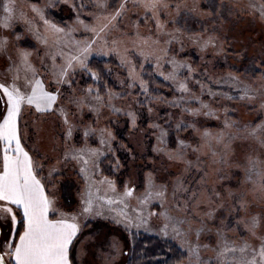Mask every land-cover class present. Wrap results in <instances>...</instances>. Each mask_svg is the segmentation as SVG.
<instances>
[{
  "label": "rangeland",
  "instance_id": "374dc122",
  "mask_svg": "<svg viewBox=\"0 0 264 264\" xmlns=\"http://www.w3.org/2000/svg\"><path fill=\"white\" fill-rule=\"evenodd\" d=\"M87 1L89 3H86ZM3 2L4 0H0V22L5 15L2 8ZM111 2L112 0H108L109 4ZM192 2L193 0H187L189 5ZM17 3L16 16L19 17V13L22 11L25 14V19H14L12 27L9 29L3 28L0 23V37L6 36L9 42L7 52H0V82L2 78L6 83L12 82V73L8 70L12 61L8 60V56L11 55L13 61L19 65L16 50L21 49L31 53L30 63L37 70L38 76L44 81L45 86L52 90L56 87L52 73L59 71L69 56L78 54L77 42L82 46L86 40L92 39V34L85 31L83 25L78 23L77 14L85 23L91 24L94 17L103 10L95 7L96 0H17ZM224 3L234 7H232L231 15L222 12L220 18L209 14L193 15L186 20L177 18L179 22L173 24L171 17L161 14V21L166 25L165 32H175L176 28H181L184 33L179 41L172 40L171 44L167 43L170 39L169 36L164 33L157 34L152 20L137 21V16L143 17L144 10L142 8L131 9L122 20L118 19L114 22L116 27L112 28L105 36L109 42L107 49L113 48L112 40L119 41L116 46L118 51H108L107 55L100 53L98 49L103 45V41L97 40L86 61L88 64L92 59H115L120 65L119 69L113 71V79L119 90L109 92L113 97L111 100L108 99L107 94L102 97L101 102H97L94 96H87L85 105L81 107L71 103L73 99L84 98L88 89H92L93 93L98 91L84 86L83 74L85 71L77 67L74 74L70 73V79L73 81L71 88L68 85L59 86L61 96L58 105L65 109L68 124L64 123L58 112L46 115L34 111L25 112L24 120L29 125L27 129L28 144L38 148L45 157L42 163H46L47 167L42 173V177L46 176L47 171L55 166L59 170L57 179L63 175L70 177L74 179L77 186L71 210H67L59 199L58 183L55 182V188L48 189L55 193L57 205L63 211L75 213L80 210L81 193L86 187L84 179L79 174L83 167L82 163L77 160H64L66 145L75 149L83 148L85 153L87 149H98L103 153L97 161L99 167L98 170H95L94 181L98 182L107 177L115 182L118 193H122L125 186L135 189L133 196L125 202L127 207L124 204L113 205L115 212L106 211L105 213L108 218L81 217L82 226L87 225L82 228V233L85 231L83 236L87 237L89 233L97 232L100 239L108 242L104 247L105 257L112 252L108 246L109 243L115 242L119 245L121 252L114 264H128L129 255L125 256L124 252L132 248V238L136 233L149 234L163 239L155 234V230L162 224V218L158 214L164 208L159 207L160 201L158 200H152L147 205H142L139 202V197L145 194L149 178L157 185L167 183L169 197L165 201L164 207L172 209L174 204L171 198L172 183L178 176H183L185 180H188L194 171V169H188L181 160L169 159V155L175 157L179 152H183L185 160L192 161L193 165L199 158L200 169L207 172L205 200L209 195L207 189H215L225 197L224 207L217 211L216 216L218 218L225 217V224L230 225L225 229L229 241H236L239 244L242 242V238H248L253 244H258V241L249 236L245 227L252 216L261 217V224L257 231L258 234H264V195L259 192L253 193L252 185L246 179L244 167L249 156L254 158L259 155L264 158V147L251 139L243 138L245 134L240 131L245 126L264 118V107H261L264 105V79L235 71L248 66L253 61L264 62V21L255 15L248 14V10H246L248 0H224ZM81 4L84 5L83 8L79 7ZM199 4L202 10H206L208 7L207 0H199ZM33 5L42 10L47 20V15L54 8L61 5L67 7L74 13V16L65 27L48 21L70 34L65 36V33H54L49 30L48 26L31 10ZM87 6L91 12L86 14L88 19H84L83 15H85ZM175 16L176 14L173 13V17ZM103 22L101 21V23ZM137 23H139L138 29L135 27ZM72 29L75 30L70 31ZM137 31L145 37L152 35L153 39L159 38L158 45H153L149 41V45L142 46L145 53H153L147 59L140 55L141 48L134 46L133 40ZM193 33L200 34L202 39H207L209 35L214 34L217 37V47L209 46L202 51L199 44L193 43L195 37L189 38ZM16 34H20V39L15 38ZM37 35L46 37L47 43L38 39ZM25 44L29 45L25 47ZM125 48L128 49V52L126 62L122 64L121 55L125 54ZM164 50L167 51L166 55ZM53 56H55V60H53ZM172 59L190 65L193 71L189 73L186 68L180 69L175 80H166L165 77L173 72L170 62ZM150 66L156 77L172 87L175 96L169 100L154 98L149 90L147 94L141 90L139 84L141 79L143 80L145 69ZM229 73L239 76L240 80L256 90L255 98L252 100L228 99V96L238 95L237 89L227 82ZM19 75L20 79L16 83L23 91L25 73L20 71ZM28 76L30 78L31 73H28ZM181 83L186 84L190 91L182 92L179 89ZM209 90L214 95L209 94ZM173 102L180 106H171ZM200 102L207 104L208 108H202ZM95 105L98 107L93 110L92 106ZM114 108L120 111L114 112ZM185 109L198 110L200 114L193 116ZM209 111L213 114L207 115L206 113ZM128 112H132L136 116L135 127L131 124V117L126 114ZM225 121H228L233 127L224 129ZM152 124H158L167 131L168 135L163 143L158 141L160 130L151 127ZM177 124H194L200 132H194L192 127L178 130ZM69 126L72 128L70 140L66 138ZM88 129L94 131L85 138L84 132ZM102 130H104L105 138H107L108 132L114 137L111 140V148L115 150L114 152L109 151L107 145H101ZM204 130H208L213 136L222 131L225 132V142L229 135L237 138L231 141L227 149L224 144H216L213 141L211 150L203 147L200 152L192 151L191 149L204 143L200 135ZM170 133L175 135L173 144L169 142ZM179 140H184L186 145H190V148H182L178 143ZM154 149L161 150L155 151ZM212 150L217 152L216 157L212 156ZM117 161L118 168L116 167ZM104 165L106 173L103 170ZM97 186L101 190L100 194L104 195L105 186L99 184ZM229 192H232L233 196H227ZM241 193H246L245 200L248 207L246 210L238 211L235 208V203ZM107 195L112 196L113 193L107 192ZM121 211L126 212L133 219L139 213H143L145 216L149 212L157 213L150 217V227L154 231L146 232L143 228L128 231L122 225L115 224L112 221V216ZM172 214L182 215L174 210ZM237 221H239L238 224ZM207 224L215 231L219 219L209 220ZM95 240L96 238L85 240L84 248H91L95 252L96 249L93 247ZM166 241L177 245V242ZM203 242L206 243L207 240L205 239ZM203 255L207 258L214 256L215 253L208 251ZM83 259L92 262V264H100L101 260L99 255L94 257L91 252ZM184 264H189L187 258Z\"/></svg>",
  "mask_w": 264,
  "mask_h": 264
},
{
  "label": "snow or ice",
  "instance_id": "6c2138e0",
  "mask_svg": "<svg viewBox=\"0 0 264 264\" xmlns=\"http://www.w3.org/2000/svg\"><path fill=\"white\" fill-rule=\"evenodd\" d=\"M207 3V9L202 10L199 0H193L191 5L187 3V0H112L111 4L108 3V0H96L95 7L103 11L94 17L93 23H85L77 14L78 23L83 25L85 31L92 34V39L86 40L82 46L77 42L78 54L69 56L59 71L52 73L56 85L52 90L45 86L44 81L39 78L37 70L30 63V52L16 50L19 65L13 61L11 55L8 56V60L12 61L8 69L12 73V82L10 84L0 82V264H92V262L83 259L89 252L94 257L100 256V264H114L121 252L119 245L115 242L109 243L108 246L112 252L105 257L104 247L108 242L100 239L97 232L89 233L87 237L82 236V228L87 225L82 226L81 217L108 218L105 213L106 211L115 212L113 205L124 204L127 207L125 202L133 196L135 189L125 186L124 191L118 193L115 182L107 177L98 182L94 181L95 170H98L99 167L97 161L103 153L98 149H87L85 153L83 148L75 149L66 145L64 160H77L82 163L83 167L79 174L84 179L86 187L81 193L80 210L75 213L63 211L57 205L55 193L48 190L56 187L55 179L58 178L59 170L53 166L47 171L46 176L42 177V173L47 167L46 163H42L45 157L38 148L28 144L27 129L29 125L24 120L25 112L34 111L41 115L58 112L64 123L68 124L65 109L58 105L61 96L59 86L68 85L71 88L73 81L70 79V73L74 74L77 67L88 72L93 80H99L98 74L92 72L86 63L88 55L93 51L97 40L103 41V45L98 49L100 53L107 55L108 51H118L116 46L119 41L112 40L113 48L107 49L109 42L105 36L112 28L116 27L114 22L118 19L122 20L131 9L142 8L144 10L143 17L137 16V21L152 20L157 34L164 33L169 36L170 39L167 43L171 44L172 40L179 41L184 33L181 28H176L175 32H165L166 25L161 21V14L171 17V22L176 24L179 20H186L193 15L209 14L216 18H220L222 12L231 15L232 7H234L225 4L224 0H207ZM79 7L83 8L84 5L81 4ZM2 8L5 15L0 23L5 29L12 27L14 19H25V14L22 11L19 13V17L16 16L17 0H4ZM31 10L39 16L49 30L54 33H65L63 28H59L45 19L42 10L34 5ZM246 10H248V14L255 15L264 21V0H248ZM173 13L176 14L175 17H173ZM101 21L104 22L101 23ZM29 23L31 22L29 21ZM135 27L138 29L139 23ZM69 34L65 33V36ZM193 37L195 38L193 39ZM15 38L20 39V34H16ZM37 38L42 39L45 44L47 43L46 37L37 35ZM189 38L193 39V43L199 44L202 51L209 46L217 47V37L214 34L209 35L207 39H202L200 34L193 33ZM149 41L153 45H158L160 42L159 38L153 39L152 35L145 37L139 31L135 33L134 46L141 48L140 55L145 59L153 55V53H145L142 48V46L149 45ZM8 43L6 36L0 37V52H7ZM164 51L166 55L167 51ZM127 52L128 49L125 48V54L121 55L122 64L126 62ZM53 60H55V56H53ZM170 62L173 72L165 77L166 80H175L180 69L186 68L189 73L193 71L190 65L179 63L175 59ZM20 71L25 73L23 91L16 83L20 79ZM235 71L264 79V62L253 61L248 66ZM28 73H31L30 78ZM129 74L131 75V72ZM227 82L238 91L237 96H228V99L252 100L255 98L256 90L240 80L239 76L229 73ZM139 87L145 94L148 93L147 85L142 79ZM201 87L203 88V85ZM179 89L182 92L190 91L184 83L179 84ZM209 94L214 95L211 90H209ZM87 96H94L97 102L103 100L98 91L93 93L92 89H88L84 98L73 99L71 103L81 107L85 105ZM112 98L111 93H108V99ZM200 103L202 108H208L207 104ZM171 106L179 107L180 105L173 102ZM97 107L98 105L92 106L93 110H96ZM113 111L119 112L120 110L114 108ZM185 111L193 116L200 114L198 110L185 109ZM126 114L131 117V124L135 127V114L132 112ZM206 114L212 115L213 113L209 111ZM151 127L160 130L158 141L163 143L168 135L167 131L158 124H152ZM176 127L178 130L192 127L194 132H200L194 124H177ZM223 127L229 129L233 125L225 121ZM93 131L92 129L85 130L84 137L87 138ZM240 131L245 134L243 138L251 139L264 147V118L245 126ZM200 135L204 143L191 149L194 152H200L203 147L211 150L213 141L216 144H224L227 149L231 141L237 138L229 135L225 142V132L223 131L213 136L211 132L204 130ZM71 137L72 128L69 126L66 138L70 140ZM112 139L114 137L110 132L105 138L104 130L101 131V145H107L108 150L114 152L115 150L111 148ZM178 143L182 148H190V145H186L184 140H179ZM154 150L160 151L161 149ZM211 154L213 157L217 156L215 150H212ZM169 159L181 160L188 169H194L188 180H185L183 176H178L172 183L171 198L174 201L172 209L164 207L165 201L169 197L168 184L157 185L151 178L148 180L145 194L139 197V202L142 205H147L152 200L160 201L159 207L164 208L158 214L162 218V224L155 230V234L165 240L177 242L182 253L177 259L187 258L189 264H264V234H258L257 231L261 224V217L252 216L251 220L245 224L249 236L258 241V244H253L248 238H242V242L239 244L236 241H229L225 229L230 225L225 224V217L218 218L216 216L217 211L224 207L225 197L215 189H207L209 195L206 200L204 199L207 172L200 169L199 158L195 165L192 161L185 160L183 152L177 153L175 157L169 155ZM116 167H119L118 161ZM244 167L246 179L252 185L253 193L259 192L264 195V158L259 155L254 158L249 156ZM97 184L105 186L104 195L100 194L101 190ZM107 192H111L113 195L108 196ZM227 196H233V193L229 192ZM245 196L246 193H241L236 198L235 208L238 211L246 210L248 207ZM173 210L182 213V215H173ZM153 215H157V213L149 212L147 216L139 213L133 219L126 212L121 211L112 216V221L117 225H122L128 231L143 228L146 232H153L154 230L150 227V217ZM217 219H219V224L213 231L207 221ZM238 223L239 221H237ZM91 238H96L93 244L95 252L91 248H84L85 240ZM205 239L206 243L203 242ZM208 251L214 252L215 255L205 258L203 253ZM130 252L131 249L125 251L124 255L128 256Z\"/></svg>",
  "mask_w": 264,
  "mask_h": 264
},
{
  "label": "trees",
  "instance_id": "16d2710c",
  "mask_svg": "<svg viewBox=\"0 0 264 264\" xmlns=\"http://www.w3.org/2000/svg\"><path fill=\"white\" fill-rule=\"evenodd\" d=\"M86 3L89 2L87 1ZM88 12H91V9L87 6L85 15H83L84 19H88L86 17ZM73 16V12L68 10L64 5H61L54 8L47 15V18L49 21L65 27ZM195 21L197 22V19ZM28 45L25 44L24 46L27 47ZM88 67L92 72L98 74L99 80H93L88 72H84L83 84L85 87L97 89L101 97H105L110 91L119 90L113 79V71L120 68V65L115 59H92L88 63ZM143 80L154 98H165L169 100L175 96L172 87L153 74V68L151 66L145 69ZM174 138V133H170L169 142L171 144H173ZM104 162L106 163V160ZM103 170L104 173L107 172L105 165ZM55 182L59 185V199H61L63 206L67 210H71V204L74 202V193L77 191L74 179L63 175L60 179L56 178ZM81 235H85V231ZM181 255V250L172 242L153 235L136 233L132 238V248L129 254L128 264H184L186 258L177 259Z\"/></svg>",
  "mask_w": 264,
  "mask_h": 264
},
{
  "label": "crops",
  "instance_id": "0c3cea01",
  "mask_svg": "<svg viewBox=\"0 0 264 264\" xmlns=\"http://www.w3.org/2000/svg\"><path fill=\"white\" fill-rule=\"evenodd\" d=\"M2 72H3V71H2ZM1 80H2L1 82H5V79L2 78Z\"/></svg>",
  "mask_w": 264,
  "mask_h": 264
}]
</instances>
